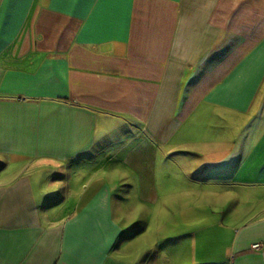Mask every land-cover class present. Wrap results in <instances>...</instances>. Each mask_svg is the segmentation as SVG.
Instances as JSON below:
<instances>
[{
  "label": "crops",
  "instance_id": "1",
  "mask_svg": "<svg viewBox=\"0 0 264 264\" xmlns=\"http://www.w3.org/2000/svg\"><path fill=\"white\" fill-rule=\"evenodd\" d=\"M203 112L257 119L225 182L264 188V0H0V264L165 262L82 190L106 161L147 173ZM229 243L192 263L264 264V214Z\"/></svg>",
  "mask_w": 264,
  "mask_h": 264
},
{
  "label": "rangeland",
  "instance_id": "2",
  "mask_svg": "<svg viewBox=\"0 0 264 264\" xmlns=\"http://www.w3.org/2000/svg\"><path fill=\"white\" fill-rule=\"evenodd\" d=\"M217 114L203 112L190 119L171 142L154 144L153 159L145 167L149 174L138 165L106 161L99 175L87 182L82 204L100 188H108L114 197L110 205L114 212L105 211L118 220L116 210H120L118 221L134 226L126 237L147 226L136 238H127L125 253H157L165 260L162 264H194V257L201 263L211 262L209 259L219 262L235 232L263 216L264 188H234L225 182L232 154L234 157L245 141L252 122L250 130L254 132L257 119L237 112ZM65 168L57 167V177H69ZM209 177H217V182H210ZM212 243L217 247L207 248Z\"/></svg>",
  "mask_w": 264,
  "mask_h": 264
},
{
  "label": "built area",
  "instance_id": "3",
  "mask_svg": "<svg viewBox=\"0 0 264 264\" xmlns=\"http://www.w3.org/2000/svg\"><path fill=\"white\" fill-rule=\"evenodd\" d=\"M253 247H254V248H259L260 245H259V244H255Z\"/></svg>",
  "mask_w": 264,
  "mask_h": 264
}]
</instances>
